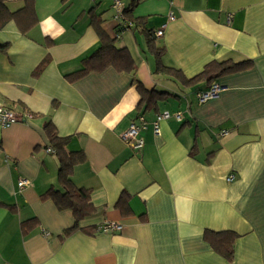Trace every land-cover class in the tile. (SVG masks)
<instances>
[{
    "label": "crops",
    "instance_id": "crops-1",
    "mask_svg": "<svg viewBox=\"0 0 264 264\" xmlns=\"http://www.w3.org/2000/svg\"><path fill=\"white\" fill-rule=\"evenodd\" d=\"M123 0L130 11L122 30L108 0H34L37 23L21 34L13 21L0 30V104L32 119L0 127V264H264V0ZM10 12L23 7L4 0ZM174 20L168 19V14ZM126 48L133 73L109 67L68 82L100 42L93 23ZM140 21V24L136 22ZM165 25L157 48L161 62L186 79L212 61L251 60L245 71L223 76L219 95L197 104L206 83L185 87L155 74L149 35ZM48 58L41 73L33 75ZM167 93L156 108L137 109V84ZM182 118L142 132L133 151L120 134L138 115ZM50 122L67 152H83L71 181L90 191L96 212L64 237L74 219L43 195L60 190L59 160L48 153ZM225 134V135H224ZM233 176L232 181H227ZM25 179L28 184L18 189ZM129 195L128 214L115 204ZM36 225L23 234L20 224ZM121 226L117 232L99 228ZM232 231L234 257L227 261L203 232Z\"/></svg>",
    "mask_w": 264,
    "mask_h": 264
},
{
    "label": "trees",
    "instance_id": "trees-1",
    "mask_svg": "<svg viewBox=\"0 0 264 264\" xmlns=\"http://www.w3.org/2000/svg\"><path fill=\"white\" fill-rule=\"evenodd\" d=\"M23 3V7L16 12H10L4 0H0V30L3 29L7 23L13 21L21 34H26L37 23L35 14L34 0H18ZM137 0H133L131 7L136 4ZM125 14L131 19L129 8L125 10ZM93 23L94 29L98 36L100 46L89 57L82 61L83 68L80 71L67 75L66 81L75 82L90 73H100L105 69L111 67L115 71L133 73L136 66L132 57L126 48H117L115 46V39L109 37L100 26V22L95 20ZM140 24V21L136 22ZM125 28L122 27V30ZM157 38L149 35L148 50L156 59L155 74L168 76L179 82L185 87L196 86L199 83H206L208 86L215 80L230 74L245 71L253 66L251 60H244L241 62L226 61H212L205 65L203 71L197 76L186 79L182 72L178 69L166 67L161 62V57L164 54V48H157L155 41ZM7 48V45H0V50ZM48 63V58H45L35 69L33 75H38L43 71ZM137 92L139 100L137 109L142 108H156L159 101L167 99V93H159L154 90H146L140 83L137 84ZM44 131L48 135L51 147L54 150L59 160L58 180L60 183V190L53 188L49 189L44 195V199H50L60 211L70 210L74 219V224L71 228L64 231V237H67L75 231H82L87 234H94L98 232L96 227H81L80 223L86 218L96 212V208L90 201V191L83 188H77L71 181L73 168L85 161L83 152H67L64 149L68 139L58 137L54 126L48 122L44 125ZM129 195L122 192L119 196L115 207L120 210L122 214H128ZM1 205V203H0ZM36 225L35 219H30L20 224L21 232L25 235ZM238 235L232 231H210L203 232V239L208 243L210 248L218 255L227 261H232L234 257V242Z\"/></svg>",
    "mask_w": 264,
    "mask_h": 264
},
{
    "label": "built area",
    "instance_id": "built-area-1",
    "mask_svg": "<svg viewBox=\"0 0 264 264\" xmlns=\"http://www.w3.org/2000/svg\"><path fill=\"white\" fill-rule=\"evenodd\" d=\"M93 2L97 0H92ZM111 3V8L114 11L113 19L120 25L121 27L129 28L132 25L129 23H125V10L127 9L123 3V0H108ZM169 20H174V15L169 13L168 14ZM165 25L161 26L159 29L155 30L152 35L155 38H161L164 33ZM224 90V86L220 85L219 83L213 81L206 90L200 91L196 93V101L197 104H203L208 100L216 98L220 92ZM32 115L30 113H17L12 109H9L0 104V127L7 128L11 125L22 123L26 119H32ZM175 119L180 121L182 118L181 112L169 113V112H162L158 113L155 119L148 123L143 115H138V117L130 123L125 131L120 134V140L131 150L133 151H140L144 146V141L142 139V132L145 131L148 126L150 125L155 136L160 135V123L169 119ZM225 135V134H224ZM48 153L54 154L53 149H47ZM234 179L233 176L228 177L227 181H232ZM28 184V181L22 179L18 182L17 187L18 189L24 188ZM121 229V226L116 224H109L106 223L102 227L99 228V231L103 232H117Z\"/></svg>",
    "mask_w": 264,
    "mask_h": 264
}]
</instances>
